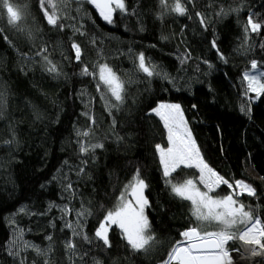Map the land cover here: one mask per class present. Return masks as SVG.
Returning <instances> with one entry per match:
<instances>
[{
    "label": "trees",
    "instance_id": "obj_1",
    "mask_svg": "<svg viewBox=\"0 0 264 264\" xmlns=\"http://www.w3.org/2000/svg\"><path fill=\"white\" fill-rule=\"evenodd\" d=\"M15 2L23 4L25 0ZM27 3L30 13L27 26L41 30L34 42L9 27L6 19H0V29H3L0 34V91L6 93V105L0 118V264H14L4 249L13 231L9 224L13 216L16 224L26 230L24 238L42 248L48 244L44 237L51 233L54 264H68L63 242L71 233L66 228L61 231L63 221L57 209L45 216L17 214L24 206L38 213L43 212L49 202L69 203L68 193L63 191L59 180H52L53 176L61 174L58 169L69 174L77 189L70 206L79 209L83 201L93 210L94 214L88 217L85 225L89 236L94 234L103 218V209L115 204L116 197L137 168L148 185L144 190L150 205L146 212L160 243L147 254L133 253L121 239L120 230L113 226L109 233L113 247L106 252L76 241L82 250L91 248L86 258L88 264H92L93 257L101 259L103 264H113V261L160 264L167 257L172 243L181 239L179 233L194 226L195 221L190 203L175 197L165 184L155 150L157 143L168 146L163 121L154 113L150 114V110L162 101L181 105L201 155L213 169L230 181L244 180L256 189L255 197L245 194L238 199L264 218V179H261L264 177V96L252 103L251 117L240 111L246 85L242 81L243 72L250 69L253 59L264 68V48H261L264 29L259 35L251 34L252 47L246 54L237 51L244 38L247 16L251 13L254 18L264 20V0H195V7L188 5L192 19L169 14L162 21L156 18L158 0H127L129 11L136 9L137 14L117 11L113 24L105 22L86 2L80 5L77 0H70L68 12L76 19L63 22L83 23L87 36H73L71 28L59 31L50 27L38 0H27ZM221 5L242 7L238 13L220 18L216 12ZM77 7H80L79 12ZM195 11L207 17V30L195 18ZM4 35L11 44L5 41ZM162 35L168 39L162 40ZM93 37L95 47L89 42ZM72 39L80 43L84 62L90 67L91 62L100 59L97 55L100 49L103 55L100 62H107L124 79L135 81L128 86L123 108L113 111L117 121L115 132L123 137L119 142L109 132L112 118L96 91V81L79 74L81 65L75 62ZM213 39L227 63L212 47ZM42 43L47 44L51 58L62 66L66 75L53 79L39 63L21 59V53L32 57ZM185 50L191 53V59L181 64L177 57ZM140 52L167 72L175 86L160 77L146 79L143 73H137L134 60ZM82 92L85 94L81 95ZM89 102L90 108H86ZM86 111L96 119L94 130L104 148L96 150L94 161L85 157L89 159L88 175L78 178L64 161L73 168L80 164L75 130L88 126L89 121L82 115ZM13 135L14 143L4 145L3 141L13 139ZM197 175V169L181 167L173 173V178L182 181ZM229 191L222 185L213 194L224 196ZM54 218L55 229L49 225ZM68 219L75 220V216ZM238 246L237 241L230 242L227 247L231 250ZM23 255L29 262L36 260L37 264H42V258L32 251Z\"/></svg>",
    "mask_w": 264,
    "mask_h": 264
},
{
    "label": "snow or ice",
    "instance_id": "obj_2",
    "mask_svg": "<svg viewBox=\"0 0 264 264\" xmlns=\"http://www.w3.org/2000/svg\"><path fill=\"white\" fill-rule=\"evenodd\" d=\"M38 2L44 20L50 27L59 31L71 28L73 36L88 35L84 30L83 23L66 24L63 22L68 19L73 21L76 19L71 17L68 12L70 0H38ZM84 2L91 5L108 24L114 23V14L117 11L121 14H137L136 9L129 11L127 0H77L80 5ZM189 4L195 7V0H158L156 18L162 21L166 15L176 14L192 19L193 17L189 13ZM211 6L209 5V7ZM241 7L225 8L221 5L216 16L223 18L230 13H238ZM76 10L79 12L80 7H77ZM29 14L27 0L23 4H18L15 0H0V19H6L9 27L25 34L29 41L34 42L39 37L41 30L38 27L27 26L26 21ZM194 15L200 25L207 30L208 19L205 14L195 11ZM262 29H264V20L254 18V14L250 13L243 26V41L237 51L246 54L252 47L250 44L251 34L259 35ZM0 34H3V29H0ZM3 38L11 44L7 35H4ZM161 39L167 40L168 37L162 35ZM89 42L93 47L96 46L94 37ZM212 47L217 50L219 58L227 63V58L220 52L216 39H213ZM261 48H264V44H261ZM71 49L75 62L81 65L79 74L90 76L96 81V91L100 93L105 111L112 118L109 132L115 136L117 142L123 140V137L115 132L117 121L113 111H120L123 108L128 95V86L135 81L131 78L124 79L107 62H100L103 58L100 49H97L100 59L91 62V67L84 62V50L75 39H72ZM20 55L24 61L39 63L41 69L53 79H59L66 75L62 66L51 58L52 54L46 43H42L32 57L27 53ZM177 59L181 64H184L191 59V53L185 50L184 53L178 55ZM134 65L136 72L143 73L146 79L160 77L175 86L174 79L153 64L150 58H146L143 52L135 55ZM209 67L212 65L209 64ZM21 71H24V68H21ZM242 81L246 82V85L243 89L244 100L240 104V111L251 117L252 103L264 96V68H261L255 59L251 60L250 69L245 70L242 74ZM250 93L255 95L252 96ZM84 94L81 93V95ZM5 105L6 93L0 91V118L3 117ZM86 108H90V102ZM152 113L160 117L167 131L168 146L164 147L159 143L155 145L164 182L175 197L190 203V213L195 221L194 226L179 233L181 239L172 243L167 257L161 260L160 264H237L232 253H238L242 261L264 257V218L256 215L254 208L245 205L238 199L245 194L255 197L256 189L244 180L233 179L230 181L204 160L188 122L184 118L180 104L161 102L150 110V114ZM82 115L89 123L86 128L75 130L77 151L81 157L80 164L73 168L67 160L64 161V164L68 165L70 171H74L78 178L88 175L86 168L89 159L85 157L94 161L96 150L104 148V143L94 130L96 126L94 115L90 111H86ZM12 143H14V135L13 139L3 141L4 145ZM181 167L195 168L198 170V175L195 178L175 181L173 173H176ZM57 171L61 174L53 176L52 180H59L63 191L68 193L69 203L61 205L49 202L47 208L38 213L32 212L27 206H24L17 210V214L45 216L53 209H57L60 213L59 219L63 221L61 231L66 228L71 233L70 237L63 242L68 264H88L86 258L89 256L91 248L82 250L77 244V240L104 252L110 250L113 244L109 233L113 230V226L120 230L121 239L133 253L147 254L160 243L153 231L152 223L145 213L146 207H150L148 199L144 196V190L148 185L141 177L139 168L124 184L111 208L103 209V205H101L104 210L103 218L99 221L92 236H89L85 231L88 217L94 214L92 208L86 206L83 201L79 209L70 206V201L75 197L77 189L74 188L68 173H62L60 169ZM89 178L91 177L89 176ZM222 185H226L230 189L229 193L224 196L213 195ZM72 215L75 216V220L68 219ZM9 224L13 226V231L6 241L4 249L7 255L13 258L14 264H37L36 260L29 262L27 256L23 255L29 251L42 258V264H54L52 259L55 250L54 238L51 233L44 237L48 244L42 248L24 238L26 230L16 224L14 216L9 219ZM49 225L53 229L56 228L55 218L49 221ZM27 231H31V229ZM237 241L239 246L229 250L227 247L229 243ZM92 264H103V261L98 257H93ZM113 264H118V261H113Z\"/></svg>",
    "mask_w": 264,
    "mask_h": 264
},
{
    "label": "bare ground",
    "instance_id": "obj_3",
    "mask_svg": "<svg viewBox=\"0 0 264 264\" xmlns=\"http://www.w3.org/2000/svg\"><path fill=\"white\" fill-rule=\"evenodd\" d=\"M233 259L237 262V264H247V262L258 261V260L264 259V257H256L250 261H242L240 259L239 254L236 253V254H233Z\"/></svg>",
    "mask_w": 264,
    "mask_h": 264
},
{
    "label": "rangeland",
    "instance_id": "obj_4",
    "mask_svg": "<svg viewBox=\"0 0 264 264\" xmlns=\"http://www.w3.org/2000/svg\"><path fill=\"white\" fill-rule=\"evenodd\" d=\"M163 103H174V102H168V101H162ZM161 103V102H160ZM182 109V107H181ZM184 113V112H183ZM185 118V116H184ZM214 195V194H213ZM144 196H145V193H144ZM218 196V195H217ZM145 213L147 215V212H146V209H145ZM233 254H236V253H232ZM238 254V253H237ZM247 264H264V259H261V260H258V261H252V262H247Z\"/></svg>",
    "mask_w": 264,
    "mask_h": 264
}]
</instances>
